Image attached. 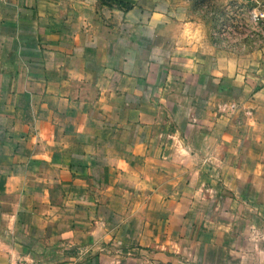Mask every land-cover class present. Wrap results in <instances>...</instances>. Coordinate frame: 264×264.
<instances>
[{
    "label": "crops",
    "instance_id": "0c3cea01",
    "mask_svg": "<svg viewBox=\"0 0 264 264\" xmlns=\"http://www.w3.org/2000/svg\"><path fill=\"white\" fill-rule=\"evenodd\" d=\"M200 26L0 0V264H264V50Z\"/></svg>",
    "mask_w": 264,
    "mask_h": 264
},
{
    "label": "rangeland",
    "instance_id": "374dc122",
    "mask_svg": "<svg viewBox=\"0 0 264 264\" xmlns=\"http://www.w3.org/2000/svg\"><path fill=\"white\" fill-rule=\"evenodd\" d=\"M190 2L201 25L199 33L203 32L221 53L230 51L236 56L242 55L248 63L249 58L264 50V0ZM199 95L206 100V94Z\"/></svg>",
    "mask_w": 264,
    "mask_h": 264
}]
</instances>
